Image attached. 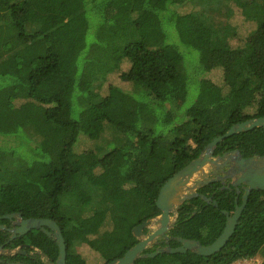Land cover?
<instances>
[{"label": "trees", "instance_id": "obj_1", "mask_svg": "<svg viewBox=\"0 0 264 264\" xmlns=\"http://www.w3.org/2000/svg\"><path fill=\"white\" fill-rule=\"evenodd\" d=\"M233 1L0 0V225L13 213L54 221L65 264H86L79 246L102 264L133 247V229L160 214L157 196L170 177L232 126L264 117V77L230 51L228 25H209L211 15L231 17ZM247 1L256 12L245 17L264 42V0ZM224 51L230 56L218 85L206 74ZM80 138L93 149L78 153ZM229 150L264 156V127L224 139L213 153ZM220 187L198 190L207 198L214 192L210 203L197 197L179 207L167 233L171 248L177 238L207 246L221 235L222 211L233 213L237 193ZM7 240L0 230L5 249L30 243L52 261L58 254L41 231ZM21 251L0 255V264H39L34 249ZM257 255L264 264V191H251L217 253L159 250L135 264H233Z\"/></svg>", "mask_w": 264, "mask_h": 264}, {"label": "water", "instance_id": "obj_2", "mask_svg": "<svg viewBox=\"0 0 264 264\" xmlns=\"http://www.w3.org/2000/svg\"><path fill=\"white\" fill-rule=\"evenodd\" d=\"M259 127H264V117L248 119L232 126L225 134L214 138L208 143L197 158L170 177L161 187L157 196L156 206L160 214L135 227L132 232L137 241L136 244L121 258L109 264H135V262L141 258H154L157 256L159 250L152 253H145V251L159 239L165 240L167 244L165 248L160 249V252L170 254H183L190 251L198 256L208 257L220 251L233 234L250 192L264 191V156L254 155L249 158H243L238 151H233L228 155L224 154L223 156L215 157L213 156V152L216 146L224 139L234 134ZM219 161H221V163H219ZM226 166L228 170L224 178L233 179L231 186L236 187V193L240 192L238 188L240 185L245 186V190L241 199V204L238 206L235 202V210L231 215L226 211H222L226 217V222L221 235L207 246H203L194 240L177 238L175 240L180 245L176 248H171L168 245L166 233L174 225L179 207L185 201L197 197L206 203H210L211 198L198 194L196 190L200 186L207 185L209 182H215L217 180L208 178L210 170L221 169ZM213 205L216 206V203L213 202ZM2 218L17 220L19 228L13 231L14 235L18 234L22 236L30 230H38L42 228V226L48 227L50 230L44 228L40 230L47 237L56 242L58 247V259L56 264H65L66 250L64 240L54 221L46 219L23 220L19 213L8 214ZM3 228V226H0V229ZM144 230L147 232L143 233ZM52 233H54V235H52ZM22 253L23 252L16 251V249L9 250L0 246V255L13 256ZM37 254L45 260V255L40 251H37Z\"/></svg>", "mask_w": 264, "mask_h": 264}, {"label": "rangeland", "instance_id": "obj_3", "mask_svg": "<svg viewBox=\"0 0 264 264\" xmlns=\"http://www.w3.org/2000/svg\"><path fill=\"white\" fill-rule=\"evenodd\" d=\"M140 5V4H138ZM229 7L232 10V15L228 19L221 12L219 15H211L209 25L218 28L228 25L227 31L224 32L226 40L229 44L231 52L234 54H245L244 57L248 58L250 65L255 69V73L264 77V42H260L256 33L255 25L246 19V15L250 9L252 13L256 12L254 4H250L247 0H237L236 2L229 3ZM183 11H189V8H184ZM257 34V35H256ZM1 38H0V51H1ZM196 54V53H195ZM192 54L194 59L192 63L197 62V56ZM230 54L228 51L217 53L213 60V68L209 69L206 74V78L214 84L220 85L222 83L221 78V65H224L229 60ZM125 88L129 87L128 84L123 85ZM196 92L190 90L189 102H192L195 98ZM95 146L93 141L86 138H80L76 145V151L81 153L86 150H91ZM77 252L83 258L86 264H102L99 256L89 250L85 246L77 247ZM262 258L257 255L250 260H239L233 264H262Z\"/></svg>", "mask_w": 264, "mask_h": 264}, {"label": "flooded vegetation", "instance_id": "obj_4", "mask_svg": "<svg viewBox=\"0 0 264 264\" xmlns=\"http://www.w3.org/2000/svg\"><path fill=\"white\" fill-rule=\"evenodd\" d=\"M233 151H238V150H229V151H225V152H223V153H221L220 155H214V153H213V156H215V157H220V156H223L224 154H226V155H228V154H230L231 152H233ZM239 152V151H238ZM239 154H240V152H239ZM241 155V154H240ZM242 156V155H241ZM254 156V155H253ZM243 157V156H242ZM252 157V156H251ZM243 158H249V157H243ZM219 163H221V161H219ZM227 170H228V168H227V166L226 167H222L221 169H215V170H210V172H209V175H208V178L209 179H217L215 182H209L208 184H207V186L208 185H210L211 183H219L220 185H221V187H220V189H223V188H225V189H235V191H236V187H232L231 186V183H232V181H233V179L232 178H224V177H226V175H225V173L227 172ZM219 178V179H218ZM204 186H206V185H203V186H200L197 190H196V192L198 193V190L201 188V187H204ZM239 190H240V192L239 193H237V196H236V199H235V202L237 203V200H238V198L237 197H240V199H242V197H243V194H244V190H245V186H243V185H240L239 187ZM251 193V192H250ZM199 194V193H198ZM213 195H214V192H212L211 194H210V197L209 198H211V197H213ZM212 199V198H211ZM0 226H3L4 228L3 229H0L1 231H5L7 234H8V240H7V243H10L11 241H13V240H16L17 238H19V237H23V236H25L26 234H28L29 232H31V231H41L40 229H42V228H44V229H46V230H50L48 227H45V226H42V228H40V229H38V230H30V231H28L26 234H24V235H22V236H20V235H18V234H15L14 235V233H13V231L15 230V229H18L19 228V225L17 224V220L16 219H11V220H9V224H8V226H4V225H0ZM42 232V231H41ZM43 233V232H42ZM168 233V232H167ZM167 233H166V235H167ZM14 235V236H13ZM52 235H54V233H52ZM167 237H168V245H169V243H170V241H171V239L169 238V236L167 235ZM49 238V237H48ZM50 239V238H49ZM52 240V239H51ZM53 241V240H52ZM55 242V241H54ZM177 242V241H176ZM56 243V242H55ZM178 243V242H177ZM162 244L163 245H166L167 246V244H166V241L165 240H163V239H159V240H157L156 241V243L154 244V245H152L151 247H149V248H152V247H154L155 248V251L156 250H160V249H162L163 248V246H162ZM179 244V243H178ZM180 245V244H179ZM1 246H3V245H1ZM26 247H28V249H34V252H32V253H35V254H37V251H39V249H37V248H35V247H33L30 243H27V244H19L17 247H16V251H19V252H23L21 255L22 256H25L26 255V252L25 251H21V249L22 248H26ZM3 248H4V246H3ZM148 248V249H149ZM5 249V248H4ZM20 249V250H19ZM32 253H30V255L32 254ZM43 253V252H42ZM38 256H39V264H56L57 263V259H58V254H57V257H56V259L54 260V261H52V260H50L47 256L45 257V260H43L42 259V257L38 254ZM8 257H13V256H8ZM32 258V257H31ZM0 262H2V261H0ZM8 264H24V263H21V262H14V263H8ZM29 264H34V263H29Z\"/></svg>", "mask_w": 264, "mask_h": 264}]
</instances>
